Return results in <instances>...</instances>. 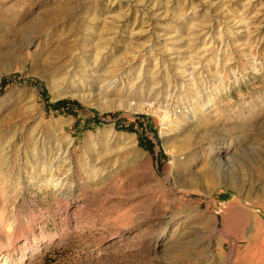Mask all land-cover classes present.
I'll list each match as a JSON object with an SVG mask.
<instances>
[{
    "label": "rangeland",
    "instance_id": "1",
    "mask_svg": "<svg viewBox=\"0 0 264 264\" xmlns=\"http://www.w3.org/2000/svg\"><path fill=\"white\" fill-rule=\"evenodd\" d=\"M3 56L0 264H213L184 244L183 229L206 224L193 208L226 232L212 239L213 262L237 246L236 264H264V234L246 239L254 217L264 226V196L244 192L264 178V133L250 137L264 131V0H0ZM94 64L118 74L106 96L89 90ZM139 73L143 87L127 97ZM64 99L83 107L77 128L48 109ZM91 112L99 124L85 128ZM123 115L151 119L140 129L151 151L119 128ZM202 131L219 134L208 144ZM215 155L231 179L209 195L186 181L169 203Z\"/></svg>",
    "mask_w": 264,
    "mask_h": 264
},
{
    "label": "bare ground",
    "instance_id": "2",
    "mask_svg": "<svg viewBox=\"0 0 264 264\" xmlns=\"http://www.w3.org/2000/svg\"><path fill=\"white\" fill-rule=\"evenodd\" d=\"M149 11V10H148ZM147 11V12H148ZM210 26H203V30L206 31V33H210ZM30 44H33V43H30ZM195 49V45H193ZM171 52H176L175 49H170ZM164 52V51H163ZM163 52H159V53H156L154 52V60H155V63L153 65V72H152V76H151V82H154L156 81L157 77H159L162 73V70H161V62H162V58H163ZM11 57L9 56V58H11L10 60H7L8 57L6 56H3V58H0V63H4L3 65H7V61H15L17 63H20L21 60L20 58H18L17 54H15L14 52H11ZM99 57L100 55H96L94 56V60L95 62H97L99 60ZM7 60V61H6ZM182 73H185V71H182ZM196 74V73H195ZM117 75L115 73V68L114 66H108V65H105V66H98L96 64H94L92 66V69H91V72L89 73V79L92 83L91 85V89H89L92 93L93 90L95 91H100V93H103L104 96H106L108 93H110L111 91H113L115 89V84H116V81H117ZM155 75V76H154ZM191 74H189L190 76ZM50 78H51V81L52 82V85L54 87H57L59 86V84L61 83L60 81H58L57 78H55V74H49ZM157 76V77H156ZM145 80V79H144ZM144 80L142 78V74H138L135 78V80L131 83V85H129V87L127 88V92L128 96L132 95L135 93L136 89L138 87H143L142 85L140 84H144ZM60 82V83H59ZM150 82V83H151ZM173 82V85L175 87V83L174 81L172 80ZM100 83V86L98 85ZM168 83H171V81H169ZM146 84H147V81H146ZM145 84V85H146ZM150 85V84H149ZM62 86V85H61ZM62 88V87H61ZM124 88V87H123ZM134 92V93H133ZM90 93V92H89ZM88 93V94H89ZM120 95L123 93L122 91L119 92ZM100 95V94H99ZM98 95V96H99ZM90 98H89V101L90 102H93V103H97L98 101H101L99 100L97 97V99H95V97L92 96V94H89ZM97 96V95H96ZM107 101V99H106ZM104 102V101H103ZM207 102V101H206ZM209 102V101H208ZM100 103V102H99ZM205 104V103H204ZM203 107V106H202ZM106 109L103 107V110ZM174 119V118H173ZM250 127V126H249ZM253 129V128H252ZM249 130V129H248ZM247 130V131H248ZM195 131V130H194ZM192 130V133H196ZM252 132V131H251ZM255 134H251L250 137L252 138H256V136L254 135H262L264 133V131L260 130V129H254ZM241 133V132H240ZM217 134H219V131H217L216 133L214 132H211V133H208L206 131H202V132H198L197 133V138L200 139V141H204L206 143L209 144V142L211 141V138ZM236 134V133H235ZM234 134V135H235ZM196 135V134H195ZM195 138V137H194ZM234 138H239V136L237 137H234ZM233 138V139H234ZM252 140V139H250ZM185 141V140H184ZM182 141L181 142V145L180 147L183 148L185 145V142ZM260 141V140H259ZM192 147V146H191ZM185 158V157H184ZM174 160V159H173ZM180 160V159H179ZM176 161V160H175ZM187 161V160H184V162ZM221 161H224L225 160H221V158L217 157L215 155V158L214 160H212V162L216 163L217 166L215 168H209V167H203L201 170L198 171L197 174H186V178L185 177H181V180L179 179V183H175L171 188L172 190L175 192L172 196L170 195V201L169 203H175L176 202V194L178 192V188L179 186H183L184 187V183L186 181H191L193 182L192 184H194L195 188L197 189H200V192L202 191L203 193H205L206 195H209L211 194V186L214 184V182L216 181H219V182H222V181H225V180H228V179H231L230 176H225L226 174H228V167H226V165H221ZM226 162V161H225ZM229 162V161H228ZM228 162L227 165H228ZM231 164V163H230ZM178 165V164H177ZM184 166V164H183ZM232 173V172H231ZM249 174V173H248ZM253 174V173H251ZM185 175V174H184ZM195 175V176H194ZM248 176V175H247ZM168 177V176H167ZM183 179V180H182ZM238 179V178H237ZM169 177L166 179L167 182H169ZM241 182V181H239ZM238 182V183H239ZM232 183V182H231ZM237 184V183H236ZM171 185V184H170ZM241 188V187H240ZM240 190V189H239ZM244 192L249 196V195H253L254 194V198L256 197H262L264 196V178L260 181H255L253 182L252 180H248V183H247V186H245L244 188ZM200 206V205H199ZM257 206V205H256ZM180 207V206H179ZM184 207H190V205L186 204ZM252 207V206H250ZM257 208V207H256ZM194 210V213L193 214L194 216H198L199 218L201 217V219H204L205 221V225L203 227H198L196 225H191V226H187L186 229H183V232L184 233V244H186V246H188V248H190L191 250H193L192 252H190L191 254L192 253H200V254H204L205 256L207 255V258H208V262H212L213 264H236V261L234 259V257L236 256L237 254V246H232L227 252H222L218 251V253L222 256H220V258H216V260H219V259H222L220 263H215L213 262L214 258H212V252H211V243H212V239L213 237H216V234L218 233L220 236H223L225 237L226 236V232L225 230L223 229H219L218 228V222L217 221H213L211 219L210 216H206V215H200V212L198 208H193ZM258 209V208H257ZM260 210V209H259ZM194 216H188L190 220H194L192 219ZM248 221V220H247ZM257 218L254 217L253 219V224H254V227L252 229V233H250L248 236H246V239L247 241H249V243L251 242V239L252 238H257L258 236H262L264 234V226L260 223V222H257ZM255 224H258V225H255ZM249 227V226H248ZM252 227V226H251ZM240 238V237H239ZM254 241V240H253ZM252 241V242H253ZM239 242V241H238ZM260 242V241H259ZM264 242V241H263ZM199 254V255H200ZM257 260V259H256Z\"/></svg>",
    "mask_w": 264,
    "mask_h": 264
},
{
    "label": "trees",
    "instance_id": "3",
    "mask_svg": "<svg viewBox=\"0 0 264 264\" xmlns=\"http://www.w3.org/2000/svg\"><path fill=\"white\" fill-rule=\"evenodd\" d=\"M41 92L43 95V99L44 102L47 103L48 101V95L46 94L45 91H43V89L41 88ZM48 109L59 113V114H70L74 116V123L72 128H77L79 125V119H78V112H80L81 110H83V107L81 106V104H79L77 101L74 100H69V99H64V100H60L57 101L53 104H47ZM117 114H106L101 116L102 118H108V117H116ZM151 119L149 117L146 116H139L137 117L135 120H130L128 119L127 116H121V122L125 121V123L121 124V122L119 123V128L124 129L126 131H130V132H138L139 133V139H140V145L144 148H146L147 150H152V144L151 142H148L146 139H144L141 136V132L140 129H142L145 125L150 126L149 121ZM92 124H99V115L97 113L91 112V116H90V120L84 124V127L88 128V127H92ZM151 127V126H150ZM218 198V202L221 204H225L226 202H228L231 198V196L229 195L228 192L224 191L220 194H218L217 196Z\"/></svg>",
    "mask_w": 264,
    "mask_h": 264
}]
</instances>
